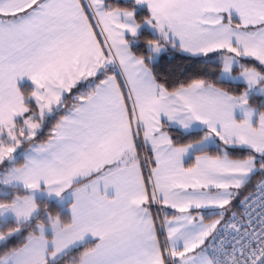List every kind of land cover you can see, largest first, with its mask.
Listing matches in <instances>:
<instances>
[{
	"label": "snow or ice",
	"instance_id": "1",
	"mask_svg": "<svg viewBox=\"0 0 264 264\" xmlns=\"http://www.w3.org/2000/svg\"><path fill=\"white\" fill-rule=\"evenodd\" d=\"M0 264H264V0H0Z\"/></svg>",
	"mask_w": 264,
	"mask_h": 264
},
{
	"label": "trees",
	"instance_id": "2",
	"mask_svg": "<svg viewBox=\"0 0 264 264\" xmlns=\"http://www.w3.org/2000/svg\"><path fill=\"white\" fill-rule=\"evenodd\" d=\"M257 179H259V177H257ZM255 182V181H254Z\"/></svg>",
	"mask_w": 264,
	"mask_h": 264
}]
</instances>
